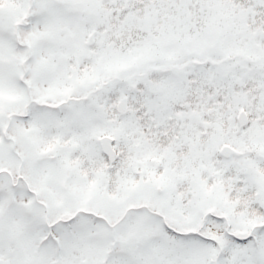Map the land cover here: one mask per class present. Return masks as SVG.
I'll list each match as a JSON object with an SVG mask.
<instances>
[{"label": "snow or ice", "instance_id": "6c2138e0", "mask_svg": "<svg viewBox=\"0 0 264 264\" xmlns=\"http://www.w3.org/2000/svg\"><path fill=\"white\" fill-rule=\"evenodd\" d=\"M0 264H264V0H0Z\"/></svg>", "mask_w": 264, "mask_h": 264}]
</instances>
